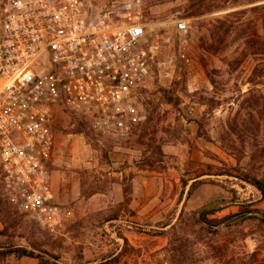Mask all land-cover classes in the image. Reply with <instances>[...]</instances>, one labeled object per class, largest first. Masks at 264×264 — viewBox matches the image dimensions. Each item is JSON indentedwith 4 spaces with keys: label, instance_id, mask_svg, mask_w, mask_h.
Returning <instances> with one entry per match:
<instances>
[{
    "label": "rangeland",
    "instance_id": "obj_1",
    "mask_svg": "<svg viewBox=\"0 0 264 264\" xmlns=\"http://www.w3.org/2000/svg\"><path fill=\"white\" fill-rule=\"evenodd\" d=\"M84 1L93 16L117 20L131 0ZM134 1L146 25L145 46L158 47L141 111L127 114L125 136L56 110L46 168L68 216L48 230L2 199L0 264H37L1 254L14 248L46 251L56 264H100L107 257L113 264H264V197L242 180L264 181V66L253 75L258 61L243 57L232 34L223 51H203L208 29L236 21L226 16L251 7L250 0ZM254 5L264 7V0ZM207 8L214 11L203 13ZM179 20L186 32L175 29ZM168 94L177 107L166 102ZM194 181L200 184L191 190ZM213 198L232 202L213 217L232 218L208 240L191 231L197 210ZM188 240L202 242L189 248Z\"/></svg>",
    "mask_w": 264,
    "mask_h": 264
},
{
    "label": "built area",
    "instance_id": "obj_2",
    "mask_svg": "<svg viewBox=\"0 0 264 264\" xmlns=\"http://www.w3.org/2000/svg\"><path fill=\"white\" fill-rule=\"evenodd\" d=\"M145 28L134 0L117 20L93 16L84 0H0L1 200L48 230L62 225L68 213L46 168L56 110L126 136L158 48L145 46Z\"/></svg>",
    "mask_w": 264,
    "mask_h": 264
},
{
    "label": "trees",
    "instance_id": "obj_3",
    "mask_svg": "<svg viewBox=\"0 0 264 264\" xmlns=\"http://www.w3.org/2000/svg\"><path fill=\"white\" fill-rule=\"evenodd\" d=\"M203 0V6L204 5ZM258 1L262 0H250L249 4L252 6L246 9H239L237 11L230 12L226 18L236 17V21H231L227 19V22H220V25H212L211 28L208 29L209 37H205L203 39V51L209 53H218L219 51H223L224 49L220 48V45L224 42V38L228 37L230 34L234 35V40H238L242 43V54L243 57L253 56L255 60L258 61V64L253 69V75L262 74V70L258 69L260 65L264 66V13H263V5H254ZM214 11L212 8H207L203 11V13H210ZM200 12H195L194 14H199ZM247 14H251L250 17L246 18ZM252 85L254 83L250 81ZM165 94V93H164ZM166 102L171 104L174 107L178 106L177 99H173L171 95L164 96ZM243 181L250 184L254 189H256L261 197H264V181L250 177L248 175L242 177ZM199 181H194L191 185V190H193L197 185H199ZM2 200L0 199V202ZM232 202H227L224 199H216L213 198L209 200L206 204H204L201 208L197 210L196 218L193 223L194 229L191 233L195 236L204 235L205 237L211 239L218 234L219 228L230 227L231 216H225L221 219H216L213 216L222 211L223 209L229 207ZM237 216V215H235ZM234 216V217H235ZM170 231H174L175 226L172 225ZM164 234V233H162ZM125 244H127V240L124 239ZM202 242V241H199ZM198 241L188 240L189 248L191 246H195L199 243ZM172 240L169 238V247L172 245ZM174 246L170 248L169 252H174ZM1 254H10L14 255L16 258H31L37 261V264H56L54 257H52L48 252H36L23 248H14L9 249L8 251L2 252ZM100 264H113L112 260L109 258H104V260Z\"/></svg>",
    "mask_w": 264,
    "mask_h": 264
},
{
    "label": "flooded vegetation",
    "instance_id": "obj_4",
    "mask_svg": "<svg viewBox=\"0 0 264 264\" xmlns=\"http://www.w3.org/2000/svg\"><path fill=\"white\" fill-rule=\"evenodd\" d=\"M139 107H142V96L141 97H139Z\"/></svg>",
    "mask_w": 264,
    "mask_h": 264
}]
</instances>
